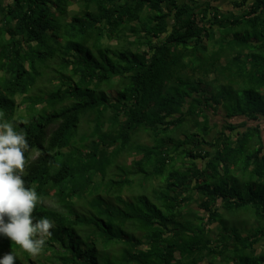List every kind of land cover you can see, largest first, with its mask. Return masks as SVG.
<instances>
[{
    "label": "trees",
    "instance_id": "1",
    "mask_svg": "<svg viewBox=\"0 0 264 264\" xmlns=\"http://www.w3.org/2000/svg\"><path fill=\"white\" fill-rule=\"evenodd\" d=\"M0 121L54 225L34 261L3 236L0 258L264 264V0H0ZM119 166L154 180L152 203L123 197Z\"/></svg>",
    "mask_w": 264,
    "mask_h": 264
},
{
    "label": "clouds",
    "instance_id": "2",
    "mask_svg": "<svg viewBox=\"0 0 264 264\" xmlns=\"http://www.w3.org/2000/svg\"><path fill=\"white\" fill-rule=\"evenodd\" d=\"M28 140L14 130L9 122L0 121V236L10 239L30 255L42 250L51 235L53 223L43 218L35 220L37 193L25 186L22 178L28 150ZM13 252L0 258V264H14Z\"/></svg>",
    "mask_w": 264,
    "mask_h": 264
},
{
    "label": "rangeland",
    "instance_id": "3",
    "mask_svg": "<svg viewBox=\"0 0 264 264\" xmlns=\"http://www.w3.org/2000/svg\"><path fill=\"white\" fill-rule=\"evenodd\" d=\"M222 5L226 8H229V6L227 5V2L220 3V6H222ZM242 120L243 119H240V118L227 120L225 118V113L220 111V110L216 113L215 117L212 118V122L214 124H218L219 127H221L224 123H232L234 125H238L242 122ZM214 134L215 133L213 132L209 138V141H211ZM137 143L142 144V145L150 144L149 140L144 135L138 139ZM133 159H134V157H132L131 155L125 156L124 158H122L123 161L125 160L124 163L128 164V166H130V167H131V162L135 160V159L134 160ZM134 162H132V163H134ZM197 164L201 167V165L204 163L197 162ZM129 171H130V169L123 168V167L119 166L118 168L116 167V169L114 170V174H113V175L123 176V174H125L127 172L125 175L130 176L131 180H134L133 186H130V187H128V189L124 190L123 197L126 199H129L131 201L130 204H133L134 206L141 205V201L152 203L153 198H154V194L155 193L157 194V186H156V188H153L154 180L149 179V180L145 181V175H140V174L136 178L134 175H131V172H129ZM235 176H238L239 181H241V183H243V184H244L245 180H248V179H245L244 176L240 175V177L242 179H245L242 181L241 178L239 177V174L238 175L236 174ZM247 182H250V181H247ZM247 182H245V184ZM235 201L238 202L237 199ZM191 209L195 213L198 210V208L195 205H193L191 207ZM244 214H245L244 211L241 209H239L238 212H236V213L233 212V213L227 214V219H228V217H231V218H229V220H231V224H229V226L233 230L238 231L239 233L240 232L244 233L245 231L249 230L247 228L246 222L242 219V216H244ZM252 229H253L252 231L250 230L251 234L256 233L258 230L257 228H252ZM125 232H127L129 235L133 234L132 233L133 230H130L129 226L126 227ZM137 236H139V234ZM257 248L259 251L260 250L259 246ZM120 252H121L120 248L118 246H114L113 250H112V248H109V249L107 248L104 251L103 250L100 251L98 253V255H99L101 261L104 258L105 261L112 262L115 259H118L117 257H118ZM34 259H35V256H33L32 260L34 261Z\"/></svg>",
    "mask_w": 264,
    "mask_h": 264
},
{
    "label": "crops",
    "instance_id": "4",
    "mask_svg": "<svg viewBox=\"0 0 264 264\" xmlns=\"http://www.w3.org/2000/svg\"><path fill=\"white\" fill-rule=\"evenodd\" d=\"M201 168H204V164L201 165ZM259 249L258 253L261 252L262 247H259Z\"/></svg>",
    "mask_w": 264,
    "mask_h": 264
}]
</instances>
